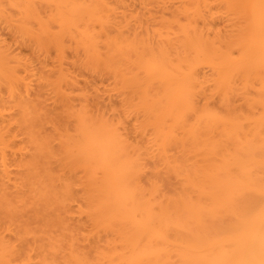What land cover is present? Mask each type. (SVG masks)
Masks as SVG:
<instances>
[{"label": "bare ground", "instance_id": "1", "mask_svg": "<svg viewBox=\"0 0 264 264\" xmlns=\"http://www.w3.org/2000/svg\"><path fill=\"white\" fill-rule=\"evenodd\" d=\"M5 1L38 22L33 21L34 31L32 21V28L19 21L22 15L15 21L31 36L37 32L34 42L33 35L22 46L36 43L44 51L35 49L33 55L30 50L29 60L51 48L60 67L47 55L39 58L46 60L38 70L24 52L14 55L0 41V264H18L22 257L37 260L31 264H209L217 259L220 229L249 196L259 198L264 183V42L259 27L247 22L242 5L248 0H214L227 6L229 17L231 11L237 15V23L233 13L223 16L236 25L232 31L226 24L227 34L214 32L213 21L222 15L215 18L220 6L214 11L212 0H176L172 15L152 19L156 24L143 32L130 26L126 15L118 21L123 0H106L111 5L61 0L57 14L46 20L33 0H0V8ZM98 20L100 30L94 25ZM67 59L72 67H66ZM205 68L211 76H204ZM23 70L39 78L22 76ZM70 70L86 74L84 79L96 73L112 80L125 96L120 116L111 118L98 96H90L91 85ZM97 79L86 81L103 82ZM139 116L142 123L133 132L148 134L145 141L124 132ZM146 159L155 163L145 186ZM165 186L170 193H163ZM76 201L84 204L77 215L91 222L90 232L85 223V231L79 227L86 232L80 231L83 238L68 223ZM262 255L257 221L232 258L258 264Z\"/></svg>", "mask_w": 264, "mask_h": 264}, {"label": "rangeland", "instance_id": "2", "mask_svg": "<svg viewBox=\"0 0 264 264\" xmlns=\"http://www.w3.org/2000/svg\"><path fill=\"white\" fill-rule=\"evenodd\" d=\"M50 1H52L51 4H49ZM53 1H54V3H56L57 1H58V2H57V4H54ZM60 1H61V0H38V2H34V0H33V3H32V4H33V6H37V7L41 10V13L44 12L43 14H41V17H43V18L46 17V18H44V19L46 20L48 15H50V14L54 15V13L58 12V7H59V4H60ZM99 1L101 2V4H103V3L105 4V1H106V0H102V1L99 0ZM109 1L112 2V0H109ZM109 1H108V3H109ZM154 1L156 2V0H151V2H150L149 0H123V2H122L123 5H122L121 2H120V3H121V6H120V4L117 5L118 8H119V6H120L118 12H119V18L121 19V20H119V18H118V21H122V19H123V21H125L124 19L127 20V18H128V17L130 18V15H131V19L128 18L127 23H128V21H132V25H131L130 22H129V25L132 26V27H137L138 29H137V30L135 29L137 32H143V31H145L148 27H149V28H152V27L156 24L155 22H152V21H153L154 19H155V21H158V20H156V18H157V19H158V18L160 19L162 14H163V15L165 14L164 16L162 15L163 17H166L167 15H172V13H173L172 11H174V10H173V6L176 5V4L178 5V2H177L176 0H166L167 2H166L165 0H164V1H163V0H157L156 3H154ZM158 1H160L161 3H163V2L165 3V2H166V5H165V4H163V5L160 4V5H159L160 2H158ZM213 1H214V0H212V3H213ZM7 2H8V1H5V3H4L6 8L3 7L4 5L1 6L2 8H0V9H3V8H4V10L6 9L5 12H4L5 14H3V13L0 12V14L3 15V16L0 15V41L2 42V45H9V46L11 47V49H12L13 51H15V52H13L14 55H15V54H20V55H21V54L24 52V53H23L24 55L29 56V57H28V60H29V59H32V58H31L32 56L30 55V54H32V53L30 52V50L33 51L32 49H34L33 55H35V51H36V50L38 51L40 48H39V46H38V47H35V45H38V44H36V43L33 44V46L31 45L32 47L30 46V43L34 42L33 39H35L34 37H35V34H36L37 32H36L35 34L32 33V36L34 35V36L32 37V36H31V33L29 32V28H28V27L32 28V27L35 26L34 29H33V30L35 31V29H37L38 22L36 21V22H37V23H36V22L34 21L35 18H31L30 20H28L30 17H29V15H28L27 13L25 14V11H26V10L24 11L22 8H19V7H17V6L14 5V6L17 8V9H16V8L13 7V4H11V3H10L11 6H10V4L7 5V4L9 3V2H8V3H7ZM113 2H114V1H113ZM149 2H150V3L153 2V3H154V4H152L153 6H152ZM174 2H176V3H174ZM215 2H216V1H214V5L212 4V8H213L214 11H216V9H218V10H217V11H218V12H217L218 15H217V13L214 12L213 10H212V13H214V15H215V13H216L215 18L218 17V16H221V15H222V16H221V19H222V20H218V21H216V19H214V20H215V21H213L214 25H213V23H212V25L214 26V27H213L214 32H217V31L219 32V31H221L220 33H222V32L224 33V31H225L224 34H227V33L230 32V30H227V29H229V28H227V27H228V26H230V28L232 27L231 30L233 31V29H234L233 27H234L235 24H234L233 26H231L232 24H231V22H230L231 25H228V24H229L228 21H230V20H224V17H223V16H225V18L229 19V18L231 17L232 13H233L232 17H233L234 15H235V17H236L237 15H236L234 12L231 11V13H230L231 15H230V17H229V15H226V13L229 14V12H230V10L227 8V6H224V5H223L224 3H222V5H221V2H219V4H218V2H216V3H215ZM6 3H7V4H6ZM34 3H36V4L34 5ZM37 3H39V4H37ZM47 3H48V4H47ZM108 3H107V1H106V5H111V4H112V3H109V4H108ZM173 3H174V5H173ZM52 4H53V6H52ZM215 4L217 5V7H218V5H219L220 7L224 6V7H222L221 10L224 9V10L226 11V10L228 9V10H227L228 12H225V11L223 10V13H224L225 15H224V14H219V13L222 12V11L220 10V7H219V8H216V5H215ZM38 5H39V6H38ZM40 5H41V7H40ZM48 5H49V6H48ZM50 5H51V7H50ZM54 5H55V6H54ZM56 5H57V6H56ZM164 5L166 6V7H165L166 9L163 8ZM147 6H148V7H147ZM214 6H215L216 9H214ZM46 7H47V8H46ZM49 7H50V8H49ZM55 7H56V9H55ZM225 7H226V8H225ZM41 8H42V9H41ZM45 8H46V9H45ZM149 8H150V9H149ZM174 8H176V6H174ZM7 9H8V10H7ZM44 9H45V10H44ZM21 10L23 11V13H24L26 16L23 15V13L21 12ZM43 10H44V11H43ZM148 10H149V11H148ZM219 11H220V12H219ZM123 12H125V13H123ZM7 14L10 15V18L13 17V19H14V20H12L13 23H12V21L9 19V17H6L8 21H7L5 18H3L4 16H8ZM56 14H57V13H56ZM56 14H55V15H56ZM120 14H121V15H120ZM127 14H128V15H127ZM208 14H209V13H208ZM20 15H22V16H21L22 18L19 17ZM27 15H28V17H27ZM124 15H126V16H128V17H126V16H124ZM50 16H51V15H50ZM50 16H48V18H49ZM120 16H121L122 18H121ZM18 17H19L20 19H19ZM24 17H25L26 19H25ZM123 17H125V18H123ZM137 17H138V19L136 20ZM139 17L144 18V19H140ZM167 17H169V16H167ZM232 17H231V18H232ZM235 17H233L232 20H233V22H236V23H237V20H235V19H237V18H235ZM234 18H235V19H234ZM17 19H19V21L21 20L20 22L25 23V26H26V25L28 26V24H29V26L26 27V29H25V26L23 25V23H19V21L15 23V21H16ZM33 19H34V20H33ZM145 19H146V20H145ZM152 19H153V20H152ZM217 19H218V18H217ZM219 19H220V17H219ZM36 20H37V19H36ZM139 20H140V21L142 20V23H143V21H145V22H144L145 26L142 25V24H141V25H142L141 27L138 26V25H140V24H139V23H140ZM232 20H231V21H232ZM24 21H25V22H24ZM29 21H30V22L32 21L31 24H32L33 21H34L37 25L33 23L34 25L32 24V25H33V26H32V25L30 24ZM98 21H99V20H98ZM136 21L138 22V24H137ZM146 21H148L149 24H148V22H146ZM150 21H151V22H150ZM9 22H11V23H9ZM26 22H27V23H26ZM28 22H29V23H28ZM135 22H136V23H135ZM225 22H226V23H225ZM14 23H15V24H14ZM95 23H96V24H94L95 26H97V24H98V25H99V24L101 25L100 21H99V22L95 21ZM146 23H147V24H146ZM150 23L153 24V26L151 25L152 27L149 26ZM16 24H18V28H19V29H16V28H17V27H16ZM19 24H20L21 28H20ZM58 24H59V23H57V22H56V24H54V22H53V24H51V25H53V26L55 25V27H56V26H58ZM136 24H137V25H136ZM226 24H227L228 26H227ZM100 25L97 26V28L99 27V28H98L99 30H100V27H101ZM133 25H134V26H133ZM147 25H148V27H147ZM31 26H32V27H31ZM53 26H52V27H53ZM235 26H236V25H235ZM23 27H24L23 30H25V31H27V32H24V31L22 30ZM38 27H39V26H38ZM146 27H147V28H146ZM225 27H226V28H225ZM130 28H131V27H130ZM15 29H16L17 31H16ZM20 29H21L24 33H23L22 31H20ZM132 29L134 30V28H132ZM55 30H56V29H55ZM36 31H38V29H37ZM227 31H228V32H227ZM16 32H17V33L20 32L21 34H24V35H21V34H19V33L17 34ZM223 33H222V34H223ZM14 35H15V36H14ZM17 35L20 36V38H19ZM22 37H23V38H22ZM29 37H30V38L32 37V38H31L32 41H30ZM27 39H28V40H27ZM23 40H24V41H25V40L30 41V43H27V44H29L30 48H25L24 46H22V45H24V44H21V43L24 42ZM24 43H25V42H24ZM0 45H1V43H0ZM2 45H1V46H2ZM23 49H24V50H23ZM35 49H36V50H35ZM46 49H48V48H45V49H43V50H46ZM49 49L51 50V48H49ZM52 49H53V48H52ZM22 50H23V51H22ZM50 50H48V51L46 50L48 53L45 51V52H46V53H44L45 55H41V54H40V53L44 52V51H42V49H41V51L39 50L40 53H38L39 51L36 53V56H37V55L39 56V57L37 56V57H38V60H32V61L29 60V62H32L33 64H35V65H33V66L37 67V69H38V68H40V65L42 64V62L46 60V59H45V60H44V59H40V61H39V58H40L41 56H43L42 58H44V57H46L47 55H49L50 58H51V61H50V62L53 63V64H55L54 62H55V60H56V64H55V65H56V67L58 66V68H59V67H60V66H59L60 62H58L57 59H56L55 57H54L55 59H52V58H53V56H52L53 54H49V53L51 52ZM54 50H55V49H54ZM26 53H27V54H26ZM51 53H53V52H51ZM54 53L57 54L58 52L55 50ZM56 54H54V55L56 56ZM24 55H22V58L24 57ZM16 56H17V55H16ZM37 57H36V58H37ZM56 57H57V56H56ZM24 59L26 60L27 57H24ZM33 59H35V57H34ZM41 60H43V61L41 62ZM49 60H50V59H49ZM52 60H53L54 62H52ZM67 60H68V59H67ZM33 61H34L35 63H34ZM37 61H39V63H38ZM68 61H69V64L67 65V63H66V67H67V66H68V67L71 66L70 63L72 62V60L70 59V60H68ZM68 61H67V62H68ZM36 62H37V63H36ZM40 63H41V64H40ZM57 63H59V64L57 65ZM36 64H37V66H36ZM13 65L15 66V64H13ZM13 65H11V66H13ZM29 66H32V65H29ZM41 66H42V65H41ZM51 66H52V65H51ZM51 66H50V67H51ZM19 67H20V66H19ZM19 67H18V68H19ZM52 67H53V66H52ZM66 67L64 66L65 69H66ZM71 67H72V66H71ZM71 67H70V68H71ZM32 68H34V67H32ZM58 68H57V69H58ZM70 68H67V69H70ZM19 69H23V68L20 67ZM19 69H18V70H19ZM30 69H31V67H30ZM40 69H42V67H41ZM48 69H49V70L51 69L50 71H52V68H49V67L46 68V70H48ZM76 69H77V68H76ZM38 70H39V69H38ZM44 70H45V69H44ZM46 70H45V71H46ZM49 70L47 71V73H50ZM73 70H74V67H73ZM82 70L85 71L84 69H82ZM74 71H75V70H74ZM74 71H73V73H74ZM203 71L206 73V74L204 73V76L207 75L206 77L211 76V74H212V70H211L210 68H205V70L203 69L202 72H203ZM23 72H24V74L21 72V75L23 74L22 76H31V74H30L31 72H28L29 75L26 74V72H25L24 70H23ZM35 72H37V71H35ZM35 72L33 71L32 73L35 74ZM71 72H72V70H70V73H71ZM87 72H89V71H87ZM37 73H40V71L37 72ZM37 73H36V74H37ZM73 73H71V74H73ZM76 73H78L79 75H77ZM76 73H75L76 75L73 74V77H74V76L77 77L76 79L80 80V82H81V81H82V82L85 81L86 84H87L88 86L91 85V86H90V87H91V91L89 92V93H90V96H91L92 98H95V96H98V98H99L100 100H99L97 97H96V98L100 101V103H101L102 105H104L105 108H107L106 111H105V109H104V111L107 112L108 115H109L111 118H113V117H114V118L119 117L120 114H121V113H120V109H121L120 106L123 104L124 99H125V96L122 95V94H120V93H118V91L116 92V90H115V88H114V83H113V81L110 80V79L108 80V79H106V78H105V80H104V78H101V77L98 76V74H96V73L94 74V76H93V78H92V77H91V75H93V74H91V73H93V71H92V72L90 73L91 75H89L91 79L89 78V76H88L89 79L86 77V79H87L88 82H90L91 80H92V82H93L94 80L97 79V77H99L100 79L103 80V82H102V81H100L99 78H98L97 80H99V81H98V82L95 81L96 83H95L94 86H93V85H92V84H93L92 82H90V83H92V84H90V83L88 84V82L86 81V79H84V77L86 76L85 72L83 73V74H85V76L80 75V72H76ZM87 75H88V74H87ZM96 75H97V76H96ZM202 75H203V73H202ZM35 76L39 78V75H35ZM35 76H34V78H33V76H31L32 79H35L34 81L37 80ZM78 76H83V78H82V77H79V78H78ZM95 76H96V79H95ZM31 77H29L30 80H29V79L27 80L28 82L30 81L29 84H31V80H32ZM89 80H90V81H89ZM28 82H27V83H28ZM32 82H33V80H32ZM37 82H38V81H37ZM37 82H35V83H36V84H41L42 81H40V83H39V82L37 83ZM82 82H81V83H82ZM85 82H84V83H85ZM32 84H34V82H33ZM80 85L82 86V84H80ZM32 86H33V85H32ZM32 86H31V87H32ZM38 86H39V85H38ZM38 86H37V87H38ZM81 86H79V88H81ZM84 86H85V85H84ZM84 86H83V87H84ZM33 87H34V86H33ZM34 89H36V87H35ZM34 89H33V90H34ZM37 89H38V88H37ZM87 90H89L88 87H87ZM113 90H115V91H113ZM5 92H6V91H5ZM5 92H4V93H5ZM254 92H255V91H254ZM7 93H8V91H7ZM32 93H35V91L32 92ZM36 93H37V92H36ZM91 93L93 94L94 97L92 96ZM30 94H31V93H30ZM7 95L9 96V94H7ZM32 96H35V94H34V95H31V97H32ZM4 97H6V93H5ZM31 97L29 96V98H31ZM8 98H9V97H8ZM8 98L6 97V100H9ZM92 98H91V99H92ZM96 98H95V99H96ZM32 99H33V98H32ZM92 100H94V99H92ZM237 100H240V102H238ZM237 100H235V102L237 101L238 103H237V105H236V103H235V105H236V106L239 105L238 107H242V106H241V98H240V99L237 98ZM201 101H203V100L201 99L199 102H201ZM213 101H216L215 103L212 102V104L214 103L215 105H216V103L218 102L217 99H215V100H213ZM242 101H243V100H242ZM50 102H51V101H50ZM52 102H53V101H52ZM52 102H51V103H52ZM51 103H49V104H51ZM201 103H204V102H201ZM201 103H200V104H201ZM219 105H220V104H219V102H218V104H217L216 106H219ZM242 105H243V103H242ZM243 106H244V105H243ZM108 109H110V110H108ZM107 110H108V111H107ZM5 113H6V112H5ZM6 114H9V112L6 113ZM137 117H138V116H136V118H137ZM139 117H141V116H139ZM114 118H113V119H114ZM133 119H134V117L132 118V120H129V122L127 121V122H128V124L126 123V125H127L126 127H127V128L125 129L124 132L127 133L128 136H131V139H132L133 141H141V140H144V141H145V139H148V138H147V136H149L148 134H145V136L147 135L146 137H144V136L142 137V136H139L136 132H135V134H134V132H133L134 129H135V131H137V128H135V127L139 126L138 124L142 123L143 116H142L141 118H139V119H136V120H133ZM136 134L139 136L137 139H136V136H137ZM145 162H146V170H145V173H144V175H143L142 181H143V185L146 186V185L149 183L150 179H151V176H152V166L154 165L155 161H154L153 159H146ZM12 168H13V167H12ZM14 169L16 170V168L14 167V168L12 169V171H14ZM15 172H16V171H15ZM164 173H165V172H163V175H164V177H165L166 174H164ZM14 176H15V175H14ZM14 176L12 175V177H14ZM166 177H167V176H166ZM14 178H16V176H15ZM175 181H176V180H174L173 183H175V184L178 185V181H176V182H175ZM12 184H13V182L10 183L11 186H12ZM173 185H174V184H173ZM12 187H13V186H12ZM175 187H177V186H175ZM170 189H171V188H170ZM170 189H169L168 187L165 186V187L163 188V193H165V194L170 193ZM13 191H16V189L13 190ZM83 202H84V201H83ZM80 203H82V201H80V202H78V203H77V201H76V203L74 202V204H72V206L74 205V210H73V212H72V208H71V213H73V214H71V213L69 214V216L71 215L73 218L76 216V219L74 218V220L71 221L73 218H71V216H70V217L68 216V217H69L68 219L70 220V221L68 222L69 225H70V224H71V226L73 225L72 228H73L74 230L76 229V228H74V227H77V229H78V231H77L78 234H77V232H76V235H79V234H80V231H81V230H79V227H81L84 223H85V224H84L85 226L83 225L84 227L89 226L88 224L91 223V222L88 223L89 220L87 219V217H86L84 214H83V218H81L80 216H78V215H81V210H82L81 207H84V206H83L84 204L82 203V204H83V205H82V204H80ZM79 208H80V209H79ZM77 210H78V211H77ZM76 212H78L79 214L76 213ZM77 214H78V215H77ZM73 215H75V216H73ZM77 216H78V217H77ZM84 217L88 220V221L86 220L87 222L85 221ZM70 218H71V219H70ZM77 218H78V219H77ZM84 221H85V222H84ZM86 223H87V225H86ZM83 226H82V227H83ZM82 227H81V228H82ZM84 227H83V228H84ZM83 228H82V229H83ZM89 228H90V229H89ZM89 228L86 227V230L89 229V230L91 231V226H90ZM89 230H87V231H89ZM75 231H76V230H75ZM83 231H85V228H84ZM90 231H89V232H90ZM85 233H86V232H82V231H81V234H85ZM81 234H80V238H83V237H81V236H82ZM87 234H88V233H87ZM87 234H86V235H87ZM7 235H8V238H9L10 235H13V233H12V234H11V233H7ZM14 236H16V238L18 239V236H17V235L14 234ZM14 236H13V237H14ZM83 236H84V235H83ZM19 237H20V236H19ZM78 237H79V236H78ZM11 238H12V236H11ZM80 238H79V239H80ZM104 238H105V237H104ZM12 239H13V241L16 240V241H15L16 243H17V241H18V242L20 241L19 239H18V240H17V239H14V238H12ZM102 240H105V239L102 238ZM79 242L81 243V245H85V244H86L85 246H87V243H88V242H87V243H86V242H83L82 239L79 240ZM82 242L85 243V244H83ZM101 244L103 245V244H105V243L102 242ZM16 245L19 247L20 245L22 246L23 244H21V243L19 242V244H16ZM83 247H84V246H83ZM89 247H90V243H89ZM19 248H20V247H19ZM24 258H25V257H24ZM24 258L22 257L23 261H20V260H22V259H19L20 262L18 261L19 263H18V262H17V263H18V264H25V263H28V262L30 261L29 259H26V260H25ZM36 261H37V260H34L33 262H36ZM30 262H31V261H30ZM33 262H31V263H33ZM31 263H28V264H31Z\"/></svg>", "mask_w": 264, "mask_h": 264}, {"label": "snow or ice", "instance_id": "3", "mask_svg": "<svg viewBox=\"0 0 264 264\" xmlns=\"http://www.w3.org/2000/svg\"><path fill=\"white\" fill-rule=\"evenodd\" d=\"M247 10V22L259 27L262 42H264V0H248L242 5ZM264 175V170H262ZM259 223L261 245L264 249V183L259 190V198L249 196L241 209L228 219L222 228L221 243L215 250L217 259L209 264H254V262L232 258L243 243L244 237L256 222ZM258 264H264V255Z\"/></svg>", "mask_w": 264, "mask_h": 264}]
</instances>
